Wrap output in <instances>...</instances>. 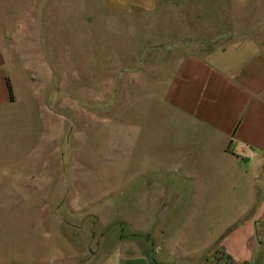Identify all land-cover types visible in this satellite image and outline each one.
Returning <instances> with one entry per match:
<instances>
[{
	"label": "rangeland",
	"instance_id": "obj_1",
	"mask_svg": "<svg viewBox=\"0 0 264 264\" xmlns=\"http://www.w3.org/2000/svg\"><path fill=\"white\" fill-rule=\"evenodd\" d=\"M25 1L17 3L3 36L18 99L0 128V187L29 188L11 200L0 196V264H115L119 245L110 252L104 243L148 225L140 216L145 194L188 187L189 181L174 179L179 175L166 180L161 172L169 167L164 146L179 148L184 133L152 96L163 88L175 56L193 49L192 42L214 38L208 33L221 32L216 25L222 21L158 19L164 10H131L115 19L108 0ZM0 5L6 9L9 0ZM239 6L227 5L229 16L235 18ZM217 11L219 3L194 15ZM237 24L224 20L229 30ZM153 37L172 50L146 51ZM251 174L226 181L225 189L236 191L227 197L230 206L264 199V174ZM243 214L213 212L212 236ZM188 215L186 204L177 205L168 228L188 232ZM227 248L236 253V239ZM156 252L153 259L169 257L164 249ZM227 261L233 264L224 252Z\"/></svg>",
	"mask_w": 264,
	"mask_h": 264
},
{
	"label": "crops",
	"instance_id": "obj_2",
	"mask_svg": "<svg viewBox=\"0 0 264 264\" xmlns=\"http://www.w3.org/2000/svg\"><path fill=\"white\" fill-rule=\"evenodd\" d=\"M14 1L9 0L8 9L0 5V128L18 99L17 86L7 75L3 37L9 33L15 20L17 3H22V0ZM108 2L110 16L115 19L128 17L131 10L142 13L164 10L165 14H159L158 19L222 21L216 25L222 28L221 32L208 33L214 38L192 42L193 49L175 56L173 69L163 82V88L152 96L156 105L161 106L164 114L167 112L168 118L184 133L179 148L168 143L164 146L162 161H166L169 167L161 166V172L166 180L173 179L169 175L175 173L179 177L174 176V179L187 180L190 185L148 191L140 211L148 225L133 228L127 236L117 233L112 239L110 237L111 240L104 243L105 246L110 244V252L118 247L117 244L120 247L114 249L117 255L111 259H116L115 264H224L226 252L233 264H264V199L242 200L248 204L230 206L227 197L235 195L236 191L224 187L226 181L237 180L239 176L243 178L252 173L249 179H259L264 174V0ZM85 3L86 0H82V4ZM215 3L221 4L222 11L210 13L209 17H195L194 14L210 10ZM230 4L240 5L235 18L229 16L226 6ZM227 19L237 20L236 30H229L227 25L224 28ZM178 43L182 44L181 41ZM171 45L164 38L153 37L145 50L169 52ZM189 164L198 166L191 171L186 167ZM3 177L0 171V179ZM25 188H29L28 185L20 183L10 184L6 189L0 187V196L7 195L11 200L23 195ZM180 204L188 206L185 226L189 231L186 233L168 228L172 225L169 221L171 212ZM219 211L244 214L235 217L231 224L225 228L222 226V230L212 236V213ZM241 230L244 234L233 236ZM108 233L101 237L108 236ZM234 239L236 253L227 248ZM111 243H115V247H111ZM157 249H164L169 257L159 255L160 258L153 259ZM214 255L219 258L215 259Z\"/></svg>",
	"mask_w": 264,
	"mask_h": 264
},
{
	"label": "trees",
	"instance_id": "obj_3",
	"mask_svg": "<svg viewBox=\"0 0 264 264\" xmlns=\"http://www.w3.org/2000/svg\"><path fill=\"white\" fill-rule=\"evenodd\" d=\"M7 88H8V91H9L10 99L13 100L11 86H10V83L8 81H7ZM227 263L230 264L228 261H227Z\"/></svg>",
	"mask_w": 264,
	"mask_h": 264
}]
</instances>
